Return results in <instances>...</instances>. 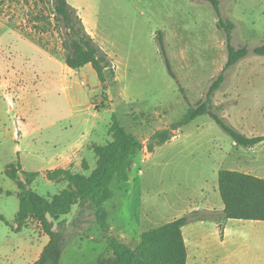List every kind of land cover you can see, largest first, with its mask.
I'll return each instance as SVG.
<instances>
[{
  "label": "rangeland",
  "instance_id": "obj_1",
  "mask_svg": "<svg viewBox=\"0 0 264 264\" xmlns=\"http://www.w3.org/2000/svg\"><path fill=\"white\" fill-rule=\"evenodd\" d=\"M68 2L113 59L106 88L96 73L82 75L86 69L66 65L54 0H0V186L5 190L0 196V264H34L49 242L37 219L19 225L20 191L5 176L7 167L20 161L29 172L64 168L90 176L97 168L95 149L112 142L113 114L144 148L133 158L129 181L116 180L110 188L108 231L96 224L88 203L53 220L66 221L69 236L61 264L112 257L114 241L135 249L144 232L195 211L220 214L217 172L230 167L226 155L235 156L236 145L210 116L179 129L153 152L147 148L154 133L205 100L227 62L226 33L211 5L205 0ZM220 6L223 18L235 25L232 44L248 46L250 54L228 70L212 104L227 125L248 137L263 136L264 56L253 49L264 45V0H220ZM159 32L190 103L167 72ZM31 188L53 202L69 184L42 174ZM210 222L185 229L189 263L239 264L226 249L216 251L214 259H202L214 233H207Z\"/></svg>",
  "mask_w": 264,
  "mask_h": 264
},
{
  "label": "trees",
  "instance_id": "obj_2",
  "mask_svg": "<svg viewBox=\"0 0 264 264\" xmlns=\"http://www.w3.org/2000/svg\"><path fill=\"white\" fill-rule=\"evenodd\" d=\"M207 1L218 20V25L226 33L227 62L222 71L212 82L204 101L190 105L183 118L169 128L159 130L151 137L147 148L153 152L171 140L175 133L202 116H210L227 133L238 147L252 148L264 142L263 136L248 137L227 125L218 115L212 104L214 94L226 81V73L239 61L250 54L248 46L235 47L232 44L234 23L222 16L220 0ZM53 15L56 26L63 38L66 52V65L72 70H80L88 65L97 73L98 79L106 88V73H114L113 59L103 50L97 40L87 31L78 11L68 0H54ZM161 56L167 72L179 85L180 92L190 103L181 86L169 58L163 33L156 36ZM256 55L264 56V45L253 49ZM134 118H137L136 114ZM112 142L97 147V168L90 176H85L71 169L56 168L42 172H29L23 169L20 161L5 170V176L13 181L20 191V211L18 221L24 226L28 218L37 219L49 242L40 258L34 264H61L69 236L65 233L66 221L57 222L61 216H68L75 205L89 204L96 216V224L104 231L109 230L106 221V204L111 198L110 188L114 181L128 182L133 158L144 148L134 135L128 133L120 124L116 114L112 116L110 127ZM87 165L84 163V168ZM42 174L52 182H67L69 188L64 190L53 202L43 200L31 188V184ZM219 193L224 209L216 217H207L200 211L185 215L157 228L144 232L135 249L119 245L114 241L113 256L101 257L94 264H188V246L183 228L197 221L233 219L242 221H264V179L239 171L221 169L218 173ZM5 190L0 186V196ZM11 195L10 192H7ZM0 220L4 217L0 215Z\"/></svg>",
  "mask_w": 264,
  "mask_h": 264
},
{
  "label": "crops",
  "instance_id": "obj_3",
  "mask_svg": "<svg viewBox=\"0 0 264 264\" xmlns=\"http://www.w3.org/2000/svg\"><path fill=\"white\" fill-rule=\"evenodd\" d=\"M87 31L89 32L90 30ZM89 33L93 36V32ZM83 69L86 70L82 72V75H92L96 73L91 65L82 68L81 71ZM232 153L235 154V156L230 153L226 155L227 159H229L230 167L225 169L239 171L264 179V142L252 148H243L236 145ZM219 171L217 173H219ZM218 202H220L218 211L222 212L224 204L219 199ZM212 208L215 209V206H212ZM210 224L211 226L208 227L207 233L210 231L214 233L210 240L209 250L201 256L202 259H205V257L211 259L213 256L216 258V251L226 249L229 253L228 256L232 259H236L239 264H242L243 260H245L244 264H264V221L227 219L222 223L211 221ZM188 226L183 228L184 236H186L185 229ZM215 232L217 235H215ZM220 233H222V235ZM248 258H251L252 262H248ZM189 261L190 254L188 250V264H190ZM216 262L217 260L213 261V264H217Z\"/></svg>",
  "mask_w": 264,
  "mask_h": 264
}]
</instances>
